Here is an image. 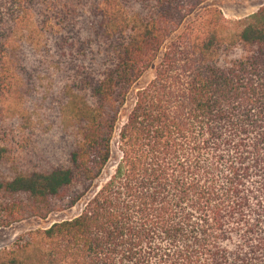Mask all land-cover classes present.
Wrapping results in <instances>:
<instances>
[{"label": "trees", "instance_id": "trees-1", "mask_svg": "<svg viewBox=\"0 0 264 264\" xmlns=\"http://www.w3.org/2000/svg\"><path fill=\"white\" fill-rule=\"evenodd\" d=\"M208 1L0 0V124L25 96L46 107L27 111L23 167L0 140V208L16 221L84 199L162 56L114 173L0 264H264V5L186 25Z\"/></svg>", "mask_w": 264, "mask_h": 264}, {"label": "rangeland", "instance_id": "rangeland-1", "mask_svg": "<svg viewBox=\"0 0 264 264\" xmlns=\"http://www.w3.org/2000/svg\"><path fill=\"white\" fill-rule=\"evenodd\" d=\"M263 5L264 0H210L199 9L195 16H192L187 21L186 25L209 9L221 13L226 21H238L257 13ZM161 60L162 56L153 64L151 69L144 74L142 79L135 85L130 93L127 103L119 116L117 134L113 143V159L105 168L102 176L95 182L94 187L90 192L74 208L65 211H55L47 219L35 217L27 204L25 205V209L20 213L19 217H21V220L19 221L9 217V215L4 212V209L0 208V221L3 223V226L0 228V251L10 249L15 245H25L27 238L31 237L34 233L47 230L56 223L76 218L82 213L93 194H95L114 173L120 158L117 143L120 128L126 122L127 116L136 103V95L138 91L154 80ZM42 105L43 101L40 100V97L29 98L28 96H25L22 106H15L9 113V116L4 119V122L0 124V140L3 145L10 147L12 151L14 150V155L20 158L19 162L21 161V167L25 164L24 156L26 152H22L21 146L18 145L22 143L23 137L27 136L24 127L25 119L29 115L27 114V111L30 109L32 115H40L42 110H45L46 108L44 106L42 109ZM59 116V110H54L48 113V117H52L50 118L51 123L54 120L53 118Z\"/></svg>", "mask_w": 264, "mask_h": 264}]
</instances>
